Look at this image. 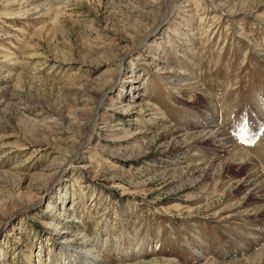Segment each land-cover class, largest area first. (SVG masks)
Wrapping results in <instances>:
<instances>
[{"label":"rangeland","instance_id":"374dc122","mask_svg":"<svg viewBox=\"0 0 264 264\" xmlns=\"http://www.w3.org/2000/svg\"><path fill=\"white\" fill-rule=\"evenodd\" d=\"M176 1L164 23L168 0H0V264H242L263 244L253 197L198 162L221 163L211 146L172 134L213 100L264 176V0Z\"/></svg>","mask_w":264,"mask_h":264},{"label":"bare ground","instance_id":"6f19581e","mask_svg":"<svg viewBox=\"0 0 264 264\" xmlns=\"http://www.w3.org/2000/svg\"><path fill=\"white\" fill-rule=\"evenodd\" d=\"M45 1H48V0H45ZM176 2H177L176 0H168V2H167L168 7H167V11H166L164 20H163L164 23L168 22L170 20V18H172V16L174 15V11L176 10L175 9ZM151 3L154 4L155 1L154 2L152 1ZM148 5H150V4H148ZM224 6L228 7L229 11L232 13L234 11H236V7H237V5H233L231 7V5H227V4H224ZM41 8L42 7H40L39 9H41ZM150 14H151V12H150ZM144 15L147 16V11L144 12ZM262 17L263 16H261L260 19H262ZM155 30L149 32L150 34L146 35L144 37V40L142 38L140 41H138L139 44L141 43L138 47H141L144 44V42H146V39L151 35V33L155 32ZM122 63H123V61H122ZM121 64H120V68H121ZM137 90H139V89H137ZM106 94H107V92H106ZM105 96L106 95L104 94V96L102 97L100 102L93 109V118L92 119H94V118L95 119L93 120L94 123L92 124V132H94L96 130V127L98 125L97 116H98L99 109L101 107V103L103 102V99ZM203 102H205V100ZM85 103H88V101H85ZM140 103L141 102H139V104ZM207 104H208L207 110L210 111V108H211L214 110V113L209 114L208 116H203V118L200 119L198 121V123H196V127H197L196 128L197 131L195 129L196 132H194V131L190 132V130L187 132H180V131L175 129V131H173L172 137H174V139L178 143H181V144L182 143L186 144L188 142L193 141V143H198L199 145H203V146L207 145V147L211 146L210 147L211 149L210 148H208V149L210 151H212L214 155H215V153L217 154L218 160L221 163L216 164L214 162L215 161L214 159L211 160L209 158H208L209 160L204 159V158H201L200 160L198 159V162L206 160V165L208 167V170L214 171V173L218 174V176L223 175L225 181L227 180L225 182V184L223 185L222 189L220 188L222 190V191L220 190L222 197H224L225 195L227 196V194H229V196H236L234 194V192L237 189L236 187L240 186L241 190H243V192H247V194H250L253 197L252 201L249 202V204H248L249 208L244 211L245 215H246L245 218L251 219L252 218L251 216H254V215L255 216H262L264 214V176L262 175V170L260 169L261 167L259 168L254 163V160L247 153L239 151L237 147H234L233 144L231 143V141L225 137L224 132L222 130H220L222 128L221 126H223V124H224V120L222 118V122L220 123V120H221L219 118L220 112L217 109V104L215 103V101L213 102V100L212 101L210 100ZM134 106L135 105L130 104V105H127L125 108H127L129 111L134 109V108L138 109V106H135V107ZM139 108H140V111L143 110L142 105H139ZM213 110H212V112H213ZM206 113H207V111H206ZM61 123H63V122H61ZM91 140H92V137H89L88 145L90 144ZM213 154H212V157H215V156H213ZM76 159L78 160V162H77L78 164L82 163L81 155H79V154L76 155ZM200 168L201 167L199 166L198 169H200ZM200 171H201V169L196 171V173L200 172ZM194 172H195V170H194ZM197 174H199V173H197ZM225 174H226V176H224ZM209 176H210V174H209ZM204 177H207V176H204ZM233 199H235V198H233ZM232 203H234V202H232ZM234 207H235V203H234ZM222 213H224V212H222ZM215 215L217 216L218 213H215ZM258 238L259 239L255 240L256 243H260L264 237H261L262 239L260 237H258ZM258 248H259L258 250H255L252 253L251 257H248V258L244 259L243 261H239V262H241V263L243 262L242 264H253L254 262H262L261 264H264V241H263V244ZM234 264H236V262H234Z\"/></svg>","mask_w":264,"mask_h":264}]
</instances>
